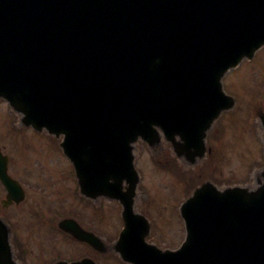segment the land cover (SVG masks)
Here are the masks:
<instances>
[{
    "label": "water",
    "instance_id": "95a60500",
    "mask_svg": "<svg viewBox=\"0 0 264 264\" xmlns=\"http://www.w3.org/2000/svg\"><path fill=\"white\" fill-rule=\"evenodd\" d=\"M263 45L264 0H0V98L24 126L63 135L82 193L120 202L113 249L124 262L264 264V170L251 189H195L180 210L184 242L160 250L144 243L149 225L133 212L132 154L161 131L194 164L213 120L234 105L222 76ZM0 180L3 205L23 198L1 153ZM9 235L0 218V264H16Z\"/></svg>",
    "mask_w": 264,
    "mask_h": 264
},
{
    "label": "rangeland",
    "instance_id": "374dc122",
    "mask_svg": "<svg viewBox=\"0 0 264 264\" xmlns=\"http://www.w3.org/2000/svg\"><path fill=\"white\" fill-rule=\"evenodd\" d=\"M223 88L236 98V103L213 124L207 136L210 151L194 168L180 163L171 146L164 141L155 150L149 149L141 140L135 143L134 162L140 174L136 209L141 214H148L151 222L153 220L147 241L161 248H177L183 240L179 207L188 191L190 193L204 180H211L219 187L252 184L255 181L253 172L264 166V132L254 117L256 110L262 108L260 111L264 112V48L252 60H246L226 73ZM17 117L0 99V148L9 156L10 175L16 171V179L23 186L36 192L39 184L43 188L41 191L46 189V192L35 197L26 195L16 208H0V216L13 230L14 258L20 264L22 258L26 264H52L57 259L71 261L86 255L98 264H126L112 251L99 254L73 245L62 244V247L60 244L58 247L55 240L52 243L57 245L53 246L49 245V239L34 232V220H30L34 213L45 216L56 208L68 210L66 215L79 213L82 212L79 206L83 198L78 194L75 198L74 172L70 160L60 148L61 137L58 140L31 129L18 130ZM50 173L56 179H50L53 184L48 187L45 180ZM29 178L39 181H29ZM3 194L0 185V199ZM43 199H46L45 203L41 202ZM36 205L44 209L34 210L38 208ZM82 206L88 207L84 203ZM91 213L100 221L98 234L108 242L115 240L122 228L118 204L103 200L98 206L91 207ZM40 218L42 220L43 216ZM46 234L54 233L49 229Z\"/></svg>",
    "mask_w": 264,
    "mask_h": 264
},
{
    "label": "flooded vegetation",
    "instance_id": "af4514ba",
    "mask_svg": "<svg viewBox=\"0 0 264 264\" xmlns=\"http://www.w3.org/2000/svg\"><path fill=\"white\" fill-rule=\"evenodd\" d=\"M13 207L16 208V204H14ZM42 214L43 213H34L30 220H34V225H35L34 232L36 234H40V235L44 236L45 239H49V242H50L49 245L56 246L58 243V247H59L61 242H67V243L75 246L76 248H88L91 252H93L90 249L92 247H90L88 244H86L84 242H82V243L76 242V240L69 238L64 233H61L55 227V219L57 218V216H55L52 213L46 214L45 216ZM42 216H43V218L41 220L40 217H42ZM79 223L81 224V226H83L84 228H87L88 230H90L94 233L99 228V222L97 221V219L95 217L89 216V217H87V219H79ZM49 229H51L54 234L47 235L46 231H48ZM64 238H66V239H64ZM53 240H55L57 242L55 245L52 243ZM21 263L26 264L24 258L21 259Z\"/></svg>",
    "mask_w": 264,
    "mask_h": 264
},
{
    "label": "bare ground",
    "instance_id": "6f19581e",
    "mask_svg": "<svg viewBox=\"0 0 264 264\" xmlns=\"http://www.w3.org/2000/svg\"><path fill=\"white\" fill-rule=\"evenodd\" d=\"M243 237H244V241L243 242H246L248 244H250L248 241H251L252 242V238L251 237H247V236H243ZM218 238H220V236H218ZM238 242H240V241H238ZM263 244H264V240H263Z\"/></svg>",
    "mask_w": 264,
    "mask_h": 264
}]
</instances>
